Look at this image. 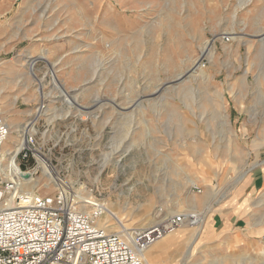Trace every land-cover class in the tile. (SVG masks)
<instances>
[{
  "label": "rangeland",
  "instance_id": "1",
  "mask_svg": "<svg viewBox=\"0 0 264 264\" xmlns=\"http://www.w3.org/2000/svg\"><path fill=\"white\" fill-rule=\"evenodd\" d=\"M0 89L22 128L3 145L35 135L17 158L35 192L63 179L130 228L202 217L158 250L163 264H264V183L235 197L252 169L264 178V0H0ZM238 200L250 203L241 221L203 235Z\"/></svg>",
  "mask_w": 264,
  "mask_h": 264
},
{
  "label": "built area",
  "instance_id": "2",
  "mask_svg": "<svg viewBox=\"0 0 264 264\" xmlns=\"http://www.w3.org/2000/svg\"><path fill=\"white\" fill-rule=\"evenodd\" d=\"M8 134L0 103V150ZM35 142L28 131L17 158L28 160ZM30 175L21 170L0 181V202L5 204L0 208V264H147L141 252L195 220V215L177 213L142 227L109 232L99 222L104 203L84 196L63 179L54 193L21 192L18 185ZM9 200L14 205L9 206Z\"/></svg>",
  "mask_w": 264,
  "mask_h": 264
},
{
  "label": "bare ground",
  "instance_id": "3",
  "mask_svg": "<svg viewBox=\"0 0 264 264\" xmlns=\"http://www.w3.org/2000/svg\"><path fill=\"white\" fill-rule=\"evenodd\" d=\"M211 44V43H210ZM39 59H46V57L44 56V55H42V56H39L38 58H36V59H34L31 63H30V67H29V72L31 73V75L33 76V77H37V75H36V64H37V62L39 61ZM53 77L55 78V80H56V85H57V87L58 88H60L61 89V91L66 95V98H67V100H68V102L70 103V104H75L76 103V101H75V99L74 98H72L71 96H69L68 95V93H67V90L65 89V87H64V84L63 83H61L60 81H58V75H57V71H54L53 70ZM41 90H43V83H41V85H40V91ZM3 92V90L2 89H0V93H2ZM42 93H43V91H41ZM5 118V117H4ZM6 120V119H5ZM7 121V120H6ZM12 123V122H11ZM10 122H8L7 121V124H8V126H9V134H8V136H7V140L9 139V137H10V135H11V133H12V128L13 127H16V131L17 132H20V131H22V128H21V125L20 124H11ZM27 129V128H26ZM28 129H29V127H28ZM31 130V129H30ZM24 132V131H23ZM26 132H27V130H26ZM26 132H25V134H26ZM24 138H25V136H24ZM24 138L22 139V141L21 142H19V140H18V145H16V147H5L4 145H2V147H3V149H2V147H1V150H0V152L2 153V154H5V153H7L10 157L7 159L8 161H6V162H8L7 164H6V166H1L0 165V174H1V172H2V170L4 169V172H5V176H7V177H10V178H14L16 175H19L20 173H21V167H20V165L17 163V156H18V154H19V152H20V150H21V148H22V144H23V141H24ZM6 141V140H5ZM4 144V143H3ZM5 162V163H6ZM26 175V174H25ZM30 178H33L32 176H29V177H27V176H25L24 177V180H21V184H19L18 185V188H21L22 190H24V191H26V192H29V191H31V192H35V188H34V185H33V183H31L30 181H29V179ZM193 183H194V181H193ZM65 185V184H64ZM94 199V198H93ZM4 203H2V202H0V208L1 207H4ZM8 205L10 206V205H14V201L13 200H9V202H8ZM183 213H186V214H191V213H188V212H183ZM192 215H195V220H194V223L193 224H191V223H188V222H186L184 225H182L181 227H183V226H186V225H189V226H195L196 224H197V227H195V228H193V230L195 231V233L196 234H198L199 233V230H200V228L203 226V221L204 220H202V217H200L198 214H195V213H193ZM156 217V216H155ZM200 217V218H199ZM114 220L116 223H118V226H122V229H123V227L125 228V229H131L128 225H124V219L119 215V213H118V211L116 210V208L115 207H113V206H111V207H108V206H106V211H105V216H104V221L103 220H101V222H100V224L101 225H104V224H107V226H110L111 224L109 223L111 220ZM145 218H143V220H144ZM147 219V218H146ZM154 222H157V220L156 221H154ZM154 222H151V223H154ZM109 224V225H108ZM150 224V223H149ZM113 225V224H112ZM126 226V227H125ZM180 227V228H181ZM180 228H178L177 230H179ZM177 230H175L174 232H176ZM107 231H109L108 230V228H107ZM181 231H182V229H181ZM109 232H111V231H109ZM174 232H171V233H169V234H167V235H165L164 237H162L161 239H159L157 242H159V241H161L162 239H164L166 236H168V235H170V234H172V233H174ZM175 235H177V234H175ZM175 235H173V237L175 236ZM194 236H196V235H194ZM172 236L171 237H169V238H173ZM165 240V239H164ZM157 242H155L154 244H156ZM154 244H152V245H154ZM151 245V246H152ZM150 246V247H151ZM149 247V248H150ZM148 250V248L145 250V251H143V252H141V257L145 260V262L147 263V264H152L151 263V260H150V258L148 257V255H147V251ZM213 264V263H212ZM216 264V263H215Z\"/></svg>",
  "mask_w": 264,
  "mask_h": 264
},
{
  "label": "crops",
  "instance_id": "4",
  "mask_svg": "<svg viewBox=\"0 0 264 264\" xmlns=\"http://www.w3.org/2000/svg\"><path fill=\"white\" fill-rule=\"evenodd\" d=\"M210 42L213 43L214 40H207L205 42L204 46L202 47V53L204 52V49L206 48V46H208L207 50L209 51ZM258 163H260V162H257L256 164H258ZM256 171H259V168L256 170L252 169L250 171V174H249L250 176L247 177V180L243 181V183L237 188V195L235 197L240 199L248 189H250V190H252L253 188L256 189L258 184L264 183V178L262 177V175H260V173H257ZM207 193H208V195H207ZM207 193H205V194L207 195L206 197H207V202H208V201H210V199H212L215 196L216 193L212 187L208 188ZM237 202H238V205H236L235 208L232 205L228 210L226 209L225 216H223V215L221 216V214H220V217H217L218 219L217 218L213 219V222H211V225H210V222L207 221V218H205V226H204L205 230H204L203 235L207 236V234L211 230L210 227H213V229H217L219 224H221V227H223V231L228 233L230 228H231V225L235 224V222H237L238 220L241 219L240 218V212H244L245 210H247L248 206L250 204V203H245V202L240 203L239 200ZM208 228L210 230H208ZM263 230H264V222L261 223L260 227H258L255 230V232L261 234L263 232ZM176 232L166 236L164 238L165 240L162 239L161 241L157 242L156 244H154L150 248H148V250L146 252H147V255L150 258L152 264H163V257L161 258L158 250H165L168 247H170L171 245L176 244V243L181 241V238H182L183 234H185V231L175 235ZM173 235H175L173 238H169Z\"/></svg>",
  "mask_w": 264,
  "mask_h": 264
}]
</instances>
